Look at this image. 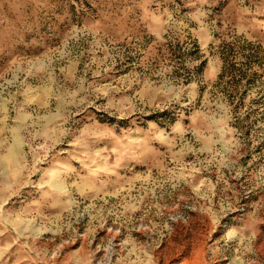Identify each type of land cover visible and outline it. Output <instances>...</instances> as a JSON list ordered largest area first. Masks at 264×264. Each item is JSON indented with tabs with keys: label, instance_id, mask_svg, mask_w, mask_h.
<instances>
[{
	"label": "rangeland",
	"instance_id": "obj_1",
	"mask_svg": "<svg viewBox=\"0 0 264 264\" xmlns=\"http://www.w3.org/2000/svg\"><path fill=\"white\" fill-rule=\"evenodd\" d=\"M0 264H264V0H0Z\"/></svg>",
	"mask_w": 264,
	"mask_h": 264
}]
</instances>
